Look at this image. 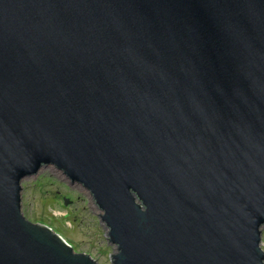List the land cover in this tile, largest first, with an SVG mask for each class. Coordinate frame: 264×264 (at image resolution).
Returning a JSON list of instances; mask_svg holds the SVG:
<instances>
[{
  "label": "water",
  "instance_id": "1",
  "mask_svg": "<svg viewBox=\"0 0 264 264\" xmlns=\"http://www.w3.org/2000/svg\"><path fill=\"white\" fill-rule=\"evenodd\" d=\"M49 165L111 264H264V0H0V264H99L23 214Z\"/></svg>",
  "mask_w": 264,
  "mask_h": 264
},
{
  "label": "rangeland",
  "instance_id": "2",
  "mask_svg": "<svg viewBox=\"0 0 264 264\" xmlns=\"http://www.w3.org/2000/svg\"><path fill=\"white\" fill-rule=\"evenodd\" d=\"M21 186L22 212L28 220L50 226L76 252L91 255L99 264H111L115 246L108 243L101 211L83 186L53 165L25 178ZM262 242L264 249V229Z\"/></svg>",
  "mask_w": 264,
  "mask_h": 264
}]
</instances>
